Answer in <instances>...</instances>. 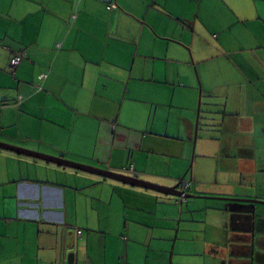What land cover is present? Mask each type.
Returning <instances> with one entry per match:
<instances>
[{
	"label": "crops",
	"instance_id": "0c3cea01",
	"mask_svg": "<svg viewBox=\"0 0 264 264\" xmlns=\"http://www.w3.org/2000/svg\"><path fill=\"white\" fill-rule=\"evenodd\" d=\"M117 5L0 0V143L190 197L0 150V264H264V0Z\"/></svg>",
	"mask_w": 264,
	"mask_h": 264
},
{
	"label": "water",
	"instance_id": "95a60500",
	"mask_svg": "<svg viewBox=\"0 0 264 264\" xmlns=\"http://www.w3.org/2000/svg\"><path fill=\"white\" fill-rule=\"evenodd\" d=\"M0 150L9 151V152L17 153L20 155L32 157L35 159L51 162V163L59 165V166L71 168V169H74L77 171L90 173L93 175H97L99 177H103L105 179H110V180H114L117 182H121V183L126 184V185H131L134 187H139V188H143V189L156 191V192L163 193L166 195H173V196H177V197H180V195H181V192L179 191V187H174V188L161 187V186H157V185L150 184L147 182H143V181L138 180V179L133 178V177H128L125 175H120V174L112 173V172H108V171H103V170L96 169V168H93V167H90L87 165L67 161V160L62 159V158H56V157H51V156L35 153V152L29 151V150L13 147V146L6 145L3 143H0ZM187 197L189 198L190 196L187 195ZM247 202H254V203H259V204L264 205V202H259V201H247ZM73 259H74V256L71 254L69 256L68 264H73Z\"/></svg>",
	"mask_w": 264,
	"mask_h": 264
},
{
	"label": "built area",
	"instance_id": "2783aa9c",
	"mask_svg": "<svg viewBox=\"0 0 264 264\" xmlns=\"http://www.w3.org/2000/svg\"><path fill=\"white\" fill-rule=\"evenodd\" d=\"M106 6V9L109 12L115 11L118 9L117 0H103ZM22 57L18 54L13 56L11 63H10V72L14 73L15 69L21 64ZM132 170V168H131ZM190 188V184L186 182H181L179 185V191L181 195L179 197L180 202H186L188 200L187 197V190ZM81 234V231H78V235Z\"/></svg>",
	"mask_w": 264,
	"mask_h": 264
}]
</instances>
